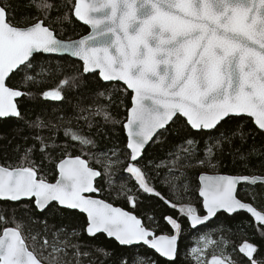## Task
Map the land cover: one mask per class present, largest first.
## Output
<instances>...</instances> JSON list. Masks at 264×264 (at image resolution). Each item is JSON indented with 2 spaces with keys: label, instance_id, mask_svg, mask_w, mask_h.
<instances>
[{
  "label": "snow or ice",
  "instance_id": "6c2138e0",
  "mask_svg": "<svg viewBox=\"0 0 264 264\" xmlns=\"http://www.w3.org/2000/svg\"><path fill=\"white\" fill-rule=\"evenodd\" d=\"M29 6L37 9V15L30 17L34 22L19 26L12 22L11 5L0 3V118L24 120L17 98L32 94L9 86L7 81L20 76L25 85L40 83L36 76L27 73L33 67L34 54L71 53L83 61L84 73L98 70L104 81L123 82L132 90L131 107L124 124L128 138L126 148L130 151L125 160L112 150L116 159L109 158L102 173L82 156H69L67 146L56 143L55 134L48 138L37 134L36 143L25 151L20 165H0V201L15 203L16 210L22 211L32 222L42 223L45 232L48 228L46 213L53 205L56 210H77L85 215V223L79 231L73 229L72 236L86 234L95 239L102 233L122 246L143 244L175 264L183 231L177 218L164 216L173 234L157 235L152 223L146 224L132 212L90 195L100 192L95 183L97 178L123 164L126 173L135 179L138 190L158 197L177 210L188 218L191 227L206 223L221 211L230 215L245 211L264 233V207L258 210L253 203L238 198L237 193L241 183L264 185V176L201 173L198 193L206 214L200 215L191 202H182L180 195L173 200L157 191L139 166L146 144L181 117L186 127L197 132L215 130L218 135L214 143L206 146L208 158L205 159L196 155L198 142L186 137L184 143L177 146L178 150L170 153L176 156L170 171L182 159L181 152L187 154L183 157V167L215 168L211 159L216 157L214 150L223 154L234 137L243 141L251 135L241 127L245 118L264 135V0H76L71 5V14L65 12L56 20L70 21L74 15L90 25L92 32L69 42L58 39L52 26L51 13L59 10L55 4L50 0H31ZM78 79L66 78L62 84L75 86ZM42 96L46 100L65 99L60 88L44 91ZM107 99L112 100L111 96ZM89 111L103 116L105 121L112 119L107 106H96ZM229 120L236 122L235 127L221 132ZM27 126H50L59 130L58 125L46 124L39 118L28 122ZM88 126L92 127L91 123ZM64 134L82 146H95V141L81 131L65 128ZM62 148L64 150L59 151ZM36 152L40 153L39 163L31 159ZM54 152L61 157L58 161ZM45 161L55 163L58 178L54 182L42 174ZM181 176H185L183 171L180 176L171 178L169 183L173 188L176 185L172 181ZM108 183H113L111 177ZM126 187L121 184L122 190ZM183 190L187 191V185ZM126 196L135 208L136 196ZM37 212L41 214L39 217L34 215ZM147 220L151 222L154 218L149 215ZM7 221L8 218L0 214V222ZM21 228L17 223L0 231V264H81L80 257L89 256L87 251L81 252L80 244L67 239L50 243L45 237L37 248L38 236H33L34 243L29 245ZM64 230L62 227L60 232ZM59 234L54 233L57 238ZM228 244L229 241H223L224 249ZM48 249L51 251L45 255ZM97 250L106 256L110 254L106 249ZM236 251L234 248L233 252ZM238 252L243 260L233 259L231 253L222 249L219 255L212 254L210 264H264V258L254 255L258 248L253 243L243 241ZM192 255L196 264H208L204 248L194 249ZM148 259L137 255L133 264H142ZM117 264H128V260L121 256ZM150 264L155 262L150 261Z\"/></svg>",
  "mask_w": 264,
  "mask_h": 264
},
{
  "label": "trees",
  "instance_id": "16d2710c",
  "mask_svg": "<svg viewBox=\"0 0 264 264\" xmlns=\"http://www.w3.org/2000/svg\"><path fill=\"white\" fill-rule=\"evenodd\" d=\"M55 4L57 10L51 13L52 26L55 29L56 36L59 39H77L89 33V29L80 24L72 16L70 21H58L56 17H62L65 12L71 14V5L75 0H50ZM0 3L11 5L10 15L13 23L19 26H26L34 21L30 18L37 15L35 6H29L31 0H0ZM29 17V19H24ZM28 75L36 76L40 81L38 84H24L20 76H15L8 80L9 86L19 88L26 93L18 101V106L24 115V120L17 118H8L0 120V165L18 166L23 162L25 151L36 141L34 137L39 134L48 138L55 134L56 143L66 145V151L69 156H82L87 159L90 166L104 172V165L109 158L116 159L112 156V150L120 153L122 159H127L126 148L127 138L124 133L123 125L126 122L128 109L131 107V94L120 83H103L98 74L83 73L82 64L68 57H49L44 55H35L33 58V67L27 70ZM39 74V75H37ZM79 77L76 85H63L64 79L71 81L72 77ZM60 88L65 99L63 101H54L44 99L42 93L47 90ZM103 93V95H100ZM111 96V102L107 99ZM96 106H107L111 113V120L105 121L103 116L91 114L90 108ZM84 109V111H81ZM84 117H88L87 120ZM39 118L46 124L51 122L52 125H58L59 130L49 127L36 128L28 127V122H35ZM91 123L92 127H89ZM236 122L229 120L221 132L228 131L235 127ZM251 133L246 140H241L238 136L233 138L231 145H226V151L221 154L216 151V157H212V163L216 164L215 168L211 166L183 167L187 154L181 152L182 159L173 168L172 161L176 160L174 154L179 145L184 143L185 138H193L198 143L196 145V155L205 159L208 158L206 146L215 142L218 133L215 130L210 132H195L190 126H185L184 119L176 124H170L167 131H162L157 135L151 145L145 150L139 166L146 173V177L151 186L169 199H175L180 195L182 202H191L203 213L202 202L198 196L199 176L201 173L210 174H227V175H260L264 176V135L255 130L250 119L245 118L241 124ZM65 128H71L81 131L83 135L95 141V146H82L79 142L72 141L64 134ZM186 146V145H185ZM60 149L59 151H63ZM107 155H104V154ZM53 155L58 161L61 157L57 152ZM39 163L40 153L36 152L31 156ZM97 161H100L99 163ZM149 161L151 163L149 164ZM157 165H161L157 167ZM43 175L50 181L57 178L55 163L45 161L43 165ZM183 171L185 176L179 180L172 181L176 188L169 183L173 176H180ZM111 177L113 183L110 185L108 179ZM127 181L128 186L122 190L121 186L116 183ZM187 185V191L184 186ZM100 192L99 198L121 207L129 212L134 213L142 218L146 224L152 223L157 235H170L173 230L163 218L166 215L177 218L182 225V234L179 239L178 257L175 264H196L193 256H190V250L198 246V237L203 238L205 244V259L210 264L213 253L219 255L222 251L231 253L233 259L243 260L244 257L238 252V247L243 241L253 243L257 246L258 252L254 254L257 258H264V233H261L255 225V222L245 213H239L234 216L218 214L216 218L206 226L200 227L194 231L191 229L188 218L182 216L177 210H173L158 197L151 194L143 193L138 190L137 183L133 177L126 173L124 165L113 167L111 172L103 175L97 182ZM131 189V192L127 190ZM177 189L179 192L177 193ZM127 195L136 196V207L133 208L127 199ZM238 197L245 202H251L258 209L264 207V186H241L238 191ZM17 205L11 202L0 201V214L8 218L7 223L0 222V231L4 227H15L16 224L22 225V232L27 237V243L32 245L33 236H38L36 241L37 248L39 243L45 237L51 243L57 240H69L70 243L81 245V252L87 251L89 256H81V264H117L121 256L128 260V264H133L134 258L139 255L149 258L142 264H172L159 257L157 254L143 246L132 248L120 246L114 240L109 239L103 234H98L95 239L89 238L86 234L81 236H72L73 229L77 231L85 223V215L76 211L66 209L56 210L55 205L46 213L48 228L45 232L42 223L32 222L22 211L16 210ZM39 217L40 213H34ZM154 218L153 221L147 220L148 216ZM15 220V222H13ZM65 230L60 232L61 228ZM59 232L57 238L54 233ZM229 241L226 249L223 247V241ZM215 243H211V242ZM210 243V244H209ZM209 244V245H208ZM98 248L106 249L109 255L98 251ZM236 248L237 251L233 252ZM48 249L45 255L50 252ZM72 249H69L71 252Z\"/></svg>",
  "mask_w": 264,
  "mask_h": 264
},
{
  "label": "water",
  "instance_id": "95a60500",
  "mask_svg": "<svg viewBox=\"0 0 264 264\" xmlns=\"http://www.w3.org/2000/svg\"><path fill=\"white\" fill-rule=\"evenodd\" d=\"M75 2H76V0H75ZM73 17L75 18V16L73 15ZM75 20H77L80 24H82V25H84V26H86L88 29H89V33L88 34H86L85 36H88V35H90L91 34V32H92V29H91V26L90 25H87V24H85L84 22H82V21H80V20H78L77 18H75ZM84 36H82V37H80V38H77V39H73V40H79V39H81V38H83ZM58 38V37H57ZM59 39V38H58ZM60 40H62V41H64V42H69V41H73V40H71V39H66V40H63V39H60ZM35 55H44V56H49V57H59V58H62V57H68V58H71V59H73V60H75V61H78V62H80L81 64H82V69H83V61L80 59V58H78V57H73L72 55H71V53H67V52H62V53H52V54H48V53H39V54H34V56ZM84 73V72H83ZM85 75H88V74H98V70L96 71V72H89V73H84ZM99 76V75H98ZM99 78H100V80L103 82V83H106V84H109V83H120V84H122L126 89H127V87H126V85L123 83V82H118V81H104L100 76H99ZM8 82V81H7ZM127 91L131 94V100H132V96H133V92H132V90H130V89H127ZM22 97H20V98H17V104H18V101L21 99ZM19 107V106H18ZM127 116H128V113H127ZM10 118H15V117H10ZM182 118V117H181ZM4 119H8V118H0V120H4ZM184 119V118H183ZM126 123V122H125ZM124 123V124H125ZM191 128V127H190ZM123 129H124V133H125V136H126V138H127V130L124 128V125H123ZM193 130V129H192ZM162 131H164V130H161L160 131V133L162 132ZM193 131H195V132H197L196 130H193ZM211 131H213V130H211ZM204 132H210V131H204ZM160 133H158V134H160ZM157 134V135H158ZM157 136H155V137H153V140L152 141H150V142H148V144H146V146H145V149H144V151H143V155H144V152H145V150L151 145V143L155 140V138H156ZM128 139V138H127ZM128 150V149H127ZM128 151H130V150H128ZM143 158V156L140 158V161H141V159ZM204 174H207V175H209V176H212V175H227V174H210V173H204ZM58 178V177H57ZM100 178H97V180H96V186H97V182H98V180H99ZM199 184H200V181H199ZM257 184H259V183H257ZM256 184V185H257ZM244 185H246V186H255V185H248V184H244V183H241L240 185H238L237 186V193H238V191H239V189H240V187L241 186H244ZM259 185H261V184H259ZM262 186H264V185H262ZM98 193H94V194H90L91 196H92V198H95V199H101V198H99L98 197V195H97ZM198 196H199V193H198ZM199 198H200V200H201V202H202V198L199 196ZM239 198V197H238ZM107 202V201H106ZM113 206H115V205H113ZM115 207H118V206H115ZM63 209V208H62ZM202 209H203V207H202ZM66 210H68V209H66ZM125 210V209H124ZM259 210V209H258ZM70 211H76V212H78L77 210H70ZM125 211H127V210H125ZM78 213H80V212H78ZM226 214V215H229V216H234V215H236V214H239V213H245V214H247L253 221H254V218H252L251 216H250V214H248L247 212H245V211H239L238 213H236V214H228V213H225V212H223V211H221V212H219V213H217V215L218 214ZM80 214H82V213H80ZM134 214V213H133ZM204 214H206L205 213V211H204V209H203V213L201 214V215H204ZM84 215V214H83ZM135 215V214H134ZM216 215V216H217ZM216 216L215 217H213V218H211L209 221H207L206 223H204V224H200V225H197L196 227H191V229L192 230H197V229H199L200 227H203V226H206V225H208L209 223H211L215 218H216ZM188 222H189V225H190V221L188 220ZM102 234V233H101ZM103 235H105L106 236V234H103ZM107 237V236H106ZM109 239H112V240H114L115 241V239L114 238H109ZM116 243H118L117 241H115ZM119 244V243H118ZM178 245H179V241H178ZM120 246H122V245H120ZM135 246H143L144 248H146V249H149V250H151L152 252H154L155 254H157L159 257H161L162 259H164V260H166V261H169L167 258H165V257H162V256H160L158 253H156L155 252V250H153V249H150L148 246H145V245H143V244H138V245H131V246H123V247H129V248H132V247H135ZM169 262H171V261H169Z\"/></svg>",
  "mask_w": 264,
  "mask_h": 264
},
{
  "label": "rangeland",
  "instance_id": "374dc122",
  "mask_svg": "<svg viewBox=\"0 0 264 264\" xmlns=\"http://www.w3.org/2000/svg\"><path fill=\"white\" fill-rule=\"evenodd\" d=\"M122 183L125 184L126 186H128L127 181H124V182H123V181H120V182H118V183H116V184H117L118 186H121ZM198 239H199V240H198V242H199L198 244H199V245L193 247V248L190 250V253H189L190 256H193V255H192V252H193L194 249L202 248L201 245H203V244L206 243V242H204V239H203V238H199V237H198ZM209 244H210V243H209ZM209 244H208V245H209ZM204 249H205V248H204Z\"/></svg>",
  "mask_w": 264,
  "mask_h": 264
},
{
  "label": "flooded vegetation",
  "instance_id": "af4514ba",
  "mask_svg": "<svg viewBox=\"0 0 264 264\" xmlns=\"http://www.w3.org/2000/svg\"><path fill=\"white\" fill-rule=\"evenodd\" d=\"M198 230V229H197ZM194 231H196V230H194Z\"/></svg>",
  "mask_w": 264,
  "mask_h": 264
}]
</instances>
